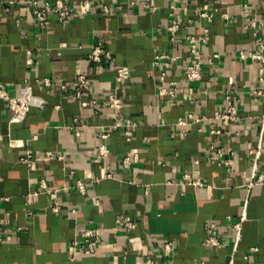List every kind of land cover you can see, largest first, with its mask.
<instances>
[{
  "label": "crops",
  "instance_id": "crops-1",
  "mask_svg": "<svg viewBox=\"0 0 264 264\" xmlns=\"http://www.w3.org/2000/svg\"><path fill=\"white\" fill-rule=\"evenodd\" d=\"M65 1L77 10L74 17L59 22L49 13L51 23L40 27L27 0H0V81L12 96L30 87L44 100L43 106L30 107L24 121L10 123L0 99V264H149L147 259L150 264H228L231 226L245 201L232 264H264V184L247 189L257 150V173L264 174L257 96L264 82L259 63L240 58L254 50L257 36L264 41V0H210L228 15L211 21L199 16L205 0H153L152 8L145 0H90L85 12L77 7L85 0ZM171 4L174 19L187 26L176 39L168 30ZM243 12L263 26L245 28ZM202 33L204 47L187 39ZM98 42L109 55L94 63L89 55ZM190 46L203 70L197 80L183 75L185 65L197 61ZM162 54L181 58L156 63ZM120 66L130 70L119 84L121 112L136 126L129 139L118 131L102 139L98 127L109 125L115 110L96 109L91 101L114 88ZM82 72L91 78L86 105L74 95L75 76ZM162 88H173L174 94L162 95ZM230 88L240 118L220 137L215 122L177 125L187 113L211 117ZM102 142L105 155L98 152ZM26 150L30 166L21 160ZM133 153L138 158L123 167L122 158ZM185 172L203 185L182 184ZM119 217L134 218L137 225L118 229ZM210 219L219 238L215 247L204 243ZM91 228L103 229L94 252L80 251L71 259L70 242ZM166 241L172 243L170 253L164 251Z\"/></svg>",
  "mask_w": 264,
  "mask_h": 264
},
{
  "label": "built area",
  "instance_id": "built-area-1",
  "mask_svg": "<svg viewBox=\"0 0 264 264\" xmlns=\"http://www.w3.org/2000/svg\"><path fill=\"white\" fill-rule=\"evenodd\" d=\"M26 2V0H25ZM28 5H30V12L33 21L40 27H46L51 23L48 15L52 13L55 15L57 21L62 22L66 20H70L76 14V9L71 7L66 3L65 0H27ZM92 2L90 0H85L77 5L78 11L85 12L91 8ZM147 8H152L154 5L153 0H145L144 4ZM122 5H117L116 8L120 11L123 10ZM104 12H108V8L106 6L102 7ZM174 9L175 4H171L168 7V14L171 17L170 23L168 24V30L171 39H176L175 35L180 28H186L185 25L179 22L177 19H174ZM199 16L202 18H206L208 21H211L216 16H221L224 19H228V15L226 12H221L219 7H215L210 0H205L200 8ZM244 18V27L251 29H258L263 26V23H258L255 18L248 12H243ZM203 31H207L206 28ZM202 31V32H203ZM187 39L190 43H194L199 40L201 42V47L206 46L207 43V35L202 33L200 36H187ZM190 54L197 58V61L187 63L183 70V75L187 80H197L202 76V67L199 62V58L197 56V51L193 46H190ZM109 55L108 51L101 45V43H96L92 46L91 52L89 55V60L94 63H100L105 57ZM181 58L180 55L174 57H168L165 54L158 55L156 57L155 62L162 65H168L170 59ZM240 58L242 59H250L259 63V80L264 82V41L261 37L257 36V44L254 50L248 52H241ZM212 59H209V63H211ZM28 62L30 60H27ZM130 77V70L127 66H120L116 69L115 74V86L110 92L101 98L94 99L91 101L92 106L94 108H100L103 106L111 107L115 110L114 120L107 126L98 127L97 135L102 139H107L111 136L113 132H119L123 137L129 139L132 135V129L136 126V123L124 117L121 112V108L123 106V101L119 97L118 90L119 84L126 81ZM75 98L80 102L81 105L89 104L87 100H83L85 93H88L91 90V78L87 74V72H82L75 76ZM45 85H50V81L45 79ZM65 88V86H64ZM162 95H173V88H162ZM257 96L260 98V103L262 106L261 113V122L264 124V88L259 89L257 91ZM0 99L4 100L7 104V107L10 111L9 122L10 123H20L24 121L26 118L30 107L38 106L41 107L44 104V100L41 96L35 95L32 93L30 87H24L19 95L12 96L8 94L5 88L0 81ZM238 100L233 96V89H227L224 96L223 104L218 107L211 117H207L206 115H194L192 113H187L184 117L177 119V125L181 127H188L194 124L210 121L217 123L215 125V134L220 137L225 128L229 127L233 123L237 122L240 118L239 111L237 108ZM189 126V127H190ZM188 128H183L182 134L186 135L188 133ZM98 152L101 155H105L107 152V146L105 142H102L98 147ZM50 155V153H47ZM259 157V151H255L253 162L251 166V175L247 183V189H250L254 184H264V174L257 173V159ZM31 151L26 150L21 160L27 166L31 165ZM138 158V153H133L131 155L125 156L122 158V166L127 168L132 161H135ZM107 177H112L111 173L106 175ZM182 184H190L194 186H202V181L194 176L190 172H185L182 175L181 179ZM42 186H44L42 181ZM77 189L80 191H84V184L82 182L77 183ZM246 201L242 204L241 212L237 220L232 224L231 230L233 232L234 238L232 241V253L229 259L228 264H232L233 262V253L236 251L238 247V243L241 238V230L243 221L246 219ZM53 211H58V207H53ZM137 225V220L129 217H119L116 222V228L118 229H132ZM204 229L206 232V237L204 239V243L207 246L215 247L219 245V238L217 236V231L215 227V222L210 219L205 225ZM103 229L101 228H91L85 229L82 231L81 240L75 239L70 242L68 246V253L71 259L75 258L80 251L93 253L95 250V246L99 243L101 239V235L103 233ZM81 243H86L85 245H80ZM81 246L80 248L78 246ZM173 250L172 243L170 241H166L164 243V251L166 253H170ZM247 259V257H246ZM147 263H152L151 259L146 260Z\"/></svg>",
  "mask_w": 264,
  "mask_h": 264
}]
</instances>
